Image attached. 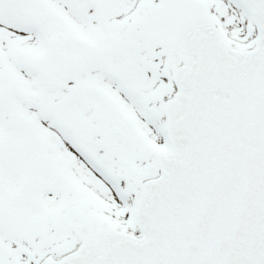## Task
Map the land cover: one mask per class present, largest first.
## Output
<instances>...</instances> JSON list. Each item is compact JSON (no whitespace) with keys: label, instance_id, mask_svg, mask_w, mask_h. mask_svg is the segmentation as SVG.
<instances>
[{"label":"snow or ice","instance_id":"obj_1","mask_svg":"<svg viewBox=\"0 0 264 264\" xmlns=\"http://www.w3.org/2000/svg\"><path fill=\"white\" fill-rule=\"evenodd\" d=\"M0 264H264V0H0Z\"/></svg>","mask_w":264,"mask_h":264}]
</instances>
